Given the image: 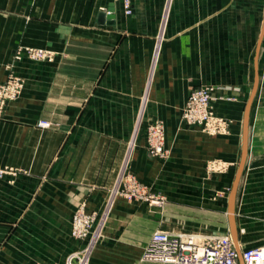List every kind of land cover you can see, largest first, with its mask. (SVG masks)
Wrapping results in <instances>:
<instances>
[{"label":"crops","instance_id":"0c3cea01","mask_svg":"<svg viewBox=\"0 0 264 264\" xmlns=\"http://www.w3.org/2000/svg\"><path fill=\"white\" fill-rule=\"evenodd\" d=\"M19 47L51 57L15 59ZM10 73L23 86L0 114V168L13 170L0 177V264L64 262L84 245L77 206L99 216L112 199L89 264H168L141 259L156 230L264 246V0H132L130 14L120 0H0V83ZM208 85L224 96L223 132L181 120ZM155 120L166 159L146 147ZM212 159L226 169L208 172ZM125 167L164 205L114 196Z\"/></svg>","mask_w":264,"mask_h":264},{"label":"built area","instance_id":"2783aa9c","mask_svg":"<svg viewBox=\"0 0 264 264\" xmlns=\"http://www.w3.org/2000/svg\"><path fill=\"white\" fill-rule=\"evenodd\" d=\"M127 14L132 12V0H120ZM23 56L39 60L50 58L51 54L40 48H18L15 59ZM23 86L19 76L8 74L0 84V108L7 102L17 98ZM220 89L215 86H196L189 92L181 111V120L187 125L201 126L208 132H223L227 121L216 117L213 104L223 98ZM41 127H48L46 121L38 122ZM146 147L154 157L166 159L169 148L165 145V127L162 121L156 120L145 128ZM227 164L219 159L209 160L206 164L208 172H222ZM7 171V170H6ZM0 169V177L6 173ZM113 195L126 199H139L161 205L165 198L146 188L130 171L125 168L119 174L117 183L112 190ZM113 199L98 216L95 211H88L85 202H81L72 214L71 236L84 241V245L70 253L62 263L49 264H89L91 250L99 231L106 221ZM241 258V261L239 259ZM141 259L144 261L168 264H264V246L245 248L240 252L235 248L230 235H213L197 238L190 234L154 231L145 246Z\"/></svg>","mask_w":264,"mask_h":264},{"label":"water","instance_id":"95a60500","mask_svg":"<svg viewBox=\"0 0 264 264\" xmlns=\"http://www.w3.org/2000/svg\"><path fill=\"white\" fill-rule=\"evenodd\" d=\"M107 11H108L107 13H105V12L100 13V15H99V19H100L99 23L100 24H103L105 22V19H107L106 20L107 24H113L114 23V20H113L114 19V14H113L114 8L112 6H110ZM250 105H251V100H249L247 102L246 107H245V136H244L243 155H242V159H241L240 166L238 169L237 177L239 176L241 169L243 167V163L245 160V153H246V149H247L248 115H249ZM239 259L241 261L240 257H239Z\"/></svg>","mask_w":264,"mask_h":264},{"label":"rangeland","instance_id":"374dc122","mask_svg":"<svg viewBox=\"0 0 264 264\" xmlns=\"http://www.w3.org/2000/svg\"><path fill=\"white\" fill-rule=\"evenodd\" d=\"M8 76V75H7ZM7 78V77H6ZM6 80V79H5ZM4 80V81H5ZM4 81H2V82H4ZM1 82V83H2ZM0 83V84H1ZM15 100V99H14ZM12 101V100H11ZM9 101H7V102H5L3 105H2V107L0 108V114H1V112L3 111V109H4V107L6 106V104L8 103ZM213 113H214V104H213ZM214 115H215V113H214ZM220 118V117H219ZM223 120H225V121H227V127H226V129L228 128V126H229V120H227V119H224V118H222ZM156 121V120H155ZM161 121V120H160ZM49 123V122H48ZM164 124V123H163ZM49 126H50V123H49ZM165 127V126H164ZM225 129V130H226ZM0 169H3V170H7L6 171V173H4L3 174V176L4 175H6V174H13V170L11 169V168H0ZM134 175V174H133ZM135 176V175H134ZM136 177V176H135ZM137 178V177H136ZM145 186V185H144ZM152 192V191H151ZM116 196H118V197H122V196H119V195H116ZM122 198H124V197H122ZM124 199H126V198H124ZM126 200H129V199H126ZM137 201H143V202H146L147 204H151V205H156V204H153V203H150L149 201H144V200H139V199H136ZM135 199H132V200H129V201H136ZM165 201L166 200H164V203H165ZM164 203L163 204H161V205H159V206H163L164 205ZM190 235H194V236H196L197 238H203V237H205V236H202V235H197V234H190Z\"/></svg>","mask_w":264,"mask_h":264}]
</instances>
